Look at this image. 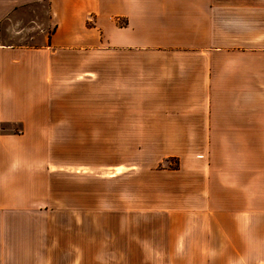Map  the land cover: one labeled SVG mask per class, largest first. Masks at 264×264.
<instances>
[{
	"label": "rangeland",
	"instance_id": "1",
	"mask_svg": "<svg viewBox=\"0 0 264 264\" xmlns=\"http://www.w3.org/2000/svg\"><path fill=\"white\" fill-rule=\"evenodd\" d=\"M53 31L47 3L38 1L6 16L0 36L27 50L41 48ZM119 53L128 52H88L104 56L102 72L81 85L56 62L52 100L34 87L28 97L22 76L9 90L49 122L0 124V264H264L254 237L250 253L247 239L232 246L237 239L218 208L223 144L200 125L206 112L196 105L190 115L180 103L181 118L166 121L163 112L126 110L127 99L120 106L126 82L118 84L107 57ZM146 117L163 125L142 126Z\"/></svg>",
	"mask_w": 264,
	"mask_h": 264
},
{
	"label": "crops",
	"instance_id": "2",
	"mask_svg": "<svg viewBox=\"0 0 264 264\" xmlns=\"http://www.w3.org/2000/svg\"><path fill=\"white\" fill-rule=\"evenodd\" d=\"M38 1H46L54 26L41 48H9L0 36V124L21 121L29 127L49 122L47 113L40 117L38 108L16 92L9 95L21 76L28 97L34 87L36 95L41 89L52 100L56 62L70 81L81 85L88 75L102 72L104 56L88 52L105 46L125 50L128 53L107 56L118 84L126 82L120 85L125 88L120 106L127 99L128 111L141 107L175 121L182 116L180 103L190 115L200 105L206 112L200 125L223 144L224 206L218 208L227 217L230 238L237 239L232 246L238 248V240L247 239L250 253L254 237V248H263L264 0H0V30L6 16ZM158 47L173 51L148 53ZM48 103L42 104L46 111ZM151 121L147 118L141 125H163ZM247 226L251 230L246 231ZM236 252L244 254L243 249Z\"/></svg>",
	"mask_w": 264,
	"mask_h": 264
}]
</instances>
